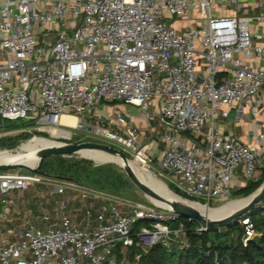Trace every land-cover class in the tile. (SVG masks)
<instances>
[{"label":"built area","instance_id":"1","mask_svg":"<svg viewBox=\"0 0 264 264\" xmlns=\"http://www.w3.org/2000/svg\"><path fill=\"white\" fill-rule=\"evenodd\" d=\"M262 88L264 0H0V129L26 119L85 132L157 168L188 200L227 202L236 178L240 188L260 180L264 129L246 143L219 118L245 119ZM120 103L156 121L151 137ZM35 184L44 190L22 207ZM0 206V264H139L134 245L191 247L172 208L68 178L1 171ZM195 221L197 234L212 227ZM238 223L246 245L258 232L248 214Z\"/></svg>","mask_w":264,"mask_h":264},{"label":"rangeland","instance_id":"2","mask_svg":"<svg viewBox=\"0 0 264 264\" xmlns=\"http://www.w3.org/2000/svg\"><path fill=\"white\" fill-rule=\"evenodd\" d=\"M123 105H125L131 115L139 116L141 114V110L137 106L128 104ZM5 124L6 129H0V148L9 150L16 155L27 154L28 150H24L22 148L23 144L36 137H43L58 143H81L86 141L101 142L100 140H96L87 136L85 132L77 130L69 131L70 134L66 135L64 132L61 134L59 132L58 134L53 135L50 132L38 131L36 130L35 125H33L34 122L27 121L26 119L18 121H6ZM262 165V174L260 179L263 178L264 162ZM39 169L41 171L39 173L31 171L26 167L16 168L12 171H29L43 177H56L58 175H65L72 177L73 181L75 182L93 187L104 193L113 195L120 200L138 202L157 208L168 209V206L159 204L158 202L152 200L140 187H138L126 171L124 165L116 160H111L105 157L104 159L102 158L98 160L93 158L90 154H85L84 152H77L73 154H56L44 158ZM152 172L167 185L170 191L177 194L178 196H181L182 198H186L183 195H187L182 191H179L174 185H171L169 181L159 173L157 168H154ZM172 187L177 189L181 194ZM16 194L17 192H14V195ZM253 194L245 195L244 193L238 192L237 189L229 196V201L214 202L212 200L207 206L210 208L228 207V203L232 201H245ZM22 196H24L26 200L33 201L37 197V194L36 191L30 189L28 192L22 194ZM195 198L205 202L203 198ZM262 204L264 205V201ZM32 211L34 217H36L39 213L35 208H33Z\"/></svg>","mask_w":264,"mask_h":264},{"label":"trees","instance_id":"3","mask_svg":"<svg viewBox=\"0 0 264 264\" xmlns=\"http://www.w3.org/2000/svg\"><path fill=\"white\" fill-rule=\"evenodd\" d=\"M57 177L73 180L72 177L65 175ZM263 181L264 171L262 179L251 181L247 186L239 188L238 192L250 195L260 187ZM175 190L180 193L177 189ZM248 215L254 222L259 235L246 245L242 242L243 230L239 223L221 227V230L218 229L219 227L212 226L209 231L197 234L193 228L198 225V222L182 216L181 221L187 228V238L191 247L175 246L173 249H167L163 244H158L144 251L134 245L132 252L142 254L139 264H264V206L255 208ZM139 225L141 223H137L135 228Z\"/></svg>","mask_w":264,"mask_h":264},{"label":"water","instance_id":"4","mask_svg":"<svg viewBox=\"0 0 264 264\" xmlns=\"http://www.w3.org/2000/svg\"><path fill=\"white\" fill-rule=\"evenodd\" d=\"M86 149L101 150L115 157H118L122 161V164L124 165L128 174L130 175V177L138 187H140L152 200L159 201L164 205L168 206V208H172L175 212L179 213L181 217L184 216V217L192 218L194 220H199L213 227H223V226L225 227L238 223L240 217L250 213L255 208L261 207L263 205L262 202L264 201V181L262 185L256 191L253 192L255 193L254 197L246 205L240 207L233 213L223 218H219V219L208 218L206 217V215L202 214L195 206H193L190 203L192 202V200L182 198L177 194L176 195L179 197L178 199H171L162 196L156 191H154L149 185H147L144 181L140 179V177L138 176L132 165L136 163L124 151L117 149L113 146H110L108 144L92 142V141H86L81 143H58L51 146L43 147L38 151H36V155L38 156V161L35 167H31L23 163H0V172L13 170L20 167H26L31 171L39 173L41 172L39 167L42 164L44 158H46L47 156L56 155V154H73V153L81 152L82 150H86Z\"/></svg>","mask_w":264,"mask_h":264},{"label":"bare ground","instance_id":"5","mask_svg":"<svg viewBox=\"0 0 264 264\" xmlns=\"http://www.w3.org/2000/svg\"><path fill=\"white\" fill-rule=\"evenodd\" d=\"M75 120L76 119L74 117L69 116V115H64L62 117V121L69 123L70 126L76 125ZM59 132H60V134L62 133L61 131L53 130L52 134L56 135ZM64 133H65V135L70 134L69 132H64ZM54 144H58V142H54L52 140L45 139L43 137H36V138L30 140L29 142L23 144L22 148L24 150H28V153L25 155H23V154L22 155H16L9 150H5V149L0 148V163H23V164L29 165L31 167H35L37 165V161H38V156L36 155V151H38L39 149H41L43 147L51 146ZM81 152H84L85 154H90L93 158L98 159V160L102 159V158L104 159V157H105V158H108L111 160H116V161H119L120 163H122V161L118 157H115V156H113L107 152L101 151V150L86 149V150H82ZM132 165H133L136 173L140 177V179L142 181H144L147 185H149L154 191H156L160 195L165 196L167 198H171V199H178L179 198L176 194H174L172 191H170V189L167 187V185L161 179H159L153 172H151V171H149V170H147V169H145V168H143L137 164H132ZM254 195H255V193L245 201H240V202L232 201V202L228 203V207H223V208H221V207L220 208H210L209 206H207V204H202V203L194 202V201H192L190 203L193 206H195L202 214L206 215V217L212 218V219H219V218H223V217L231 214V212L233 213L234 211H236L240 207L246 205L248 202L251 201V199L254 197ZM156 202L164 205L163 203H161L159 201H156Z\"/></svg>","mask_w":264,"mask_h":264},{"label":"crops","instance_id":"6","mask_svg":"<svg viewBox=\"0 0 264 264\" xmlns=\"http://www.w3.org/2000/svg\"><path fill=\"white\" fill-rule=\"evenodd\" d=\"M118 107L121 111L129 113L128 109L123 104H118ZM257 109V115L255 117L253 110ZM129 124L131 126H137L140 128L143 134H145L147 137L152 136V130L153 127L156 124L155 120H150L148 116L141 112L139 116H133L129 113ZM219 126L226 136H233L241 139L242 141L246 143H251L253 141V137L255 136L257 131H262L264 129V88H262L259 93L257 94L256 98L252 100L248 106H247V116L242 121H235L233 120L232 113L230 114L229 118L220 117L219 118ZM162 146L159 145V148ZM242 177H238L235 180V190L239 189V183L241 182ZM33 191H36V194L38 195L42 190H44L43 184H35L31 186ZM234 190V191H235ZM70 193V192H68ZM72 193V192H71ZM70 193V194H71ZM12 196L14 198L18 197V193L14 195V192L12 193ZM23 199L24 196H21ZM53 199V200H52ZM91 199H93L91 197ZM62 200V196L60 195H53L51 199H49L50 203L55 204L56 202ZM55 203H54V202ZM29 200H23L21 201V206L25 207L28 204ZM26 204V205H24ZM52 207V205L48 204ZM2 210V207L0 206V211ZM17 225V221L10 222L8 224L7 228L12 229L14 226Z\"/></svg>","mask_w":264,"mask_h":264}]
</instances>
